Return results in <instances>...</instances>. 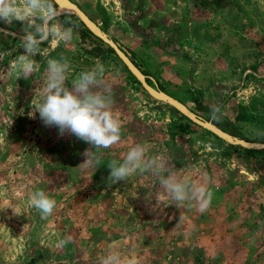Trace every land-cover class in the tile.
Masks as SVG:
<instances>
[{
  "label": "rangeland",
  "instance_id": "374dc122",
  "mask_svg": "<svg viewBox=\"0 0 264 264\" xmlns=\"http://www.w3.org/2000/svg\"><path fill=\"white\" fill-rule=\"evenodd\" d=\"M73 1L151 86L206 120L192 102L198 96L202 105L219 107L243 138L264 143V0H156L148 7L144 0ZM59 15L53 23L69 27ZM38 23H0V51L12 53L0 61V264H100L112 252L121 264H264V152L231 149L179 119L149 98L113 54L89 56L90 43L80 42L75 26L74 48L49 38L33 57L39 70L18 78L23 29ZM61 54L72 75L97 61L106 76L119 73L113 111L121 141L100 150L97 169L80 166L91 145L61 136L34 112L47 60ZM139 143L169 160L165 176L175 173L209 189L210 207L200 212L195 201L173 203L150 173L112 185L108 162L122 160ZM36 190L57 202L47 219L28 203ZM69 236L71 242L58 247Z\"/></svg>",
  "mask_w": 264,
  "mask_h": 264
},
{
  "label": "clouds",
  "instance_id": "9594fccd",
  "mask_svg": "<svg viewBox=\"0 0 264 264\" xmlns=\"http://www.w3.org/2000/svg\"><path fill=\"white\" fill-rule=\"evenodd\" d=\"M56 16L53 0H0V23L10 26L13 21L24 23L33 18L40 21L34 27L23 29L20 47L24 52L15 61L18 78L27 80L39 70L33 57L40 54L42 42L49 38L63 43L65 47H75L73 27L53 23ZM11 54V51H0V61ZM73 72L70 60L63 54L47 60L42 99L35 104L34 112L39 113L45 126L56 127L61 136L65 133L72 134L91 145V149L82 154L85 160L80 166L97 169L102 164L101 155H98L100 150L109 149L121 141L122 124L113 111V88L119 73H109L106 76L107 70L99 61L90 69L72 75ZM217 112L218 108L214 106L213 116ZM169 166L166 157L149 155L148 146L139 143L124 153L122 160L112 159L108 162V180L114 185L128 181L137 174L150 173L159 179L173 203L182 205L195 201L200 212L206 211L210 207L213 193L203 185L194 186L187 178H178L175 173L165 176ZM28 203L43 219L52 216L57 207L56 200L43 190L32 191L28 196ZM71 240L70 236L61 239L58 247L63 248ZM100 264H121L120 255L112 252L101 257Z\"/></svg>",
  "mask_w": 264,
  "mask_h": 264
},
{
  "label": "water",
  "instance_id": "95a60500",
  "mask_svg": "<svg viewBox=\"0 0 264 264\" xmlns=\"http://www.w3.org/2000/svg\"><path fill=\"white\" fill-rule=\"evenodd\" d=\"M53 3L57 13L75 17L89 34L109 48L116 59L122 64L127 73L135 80V82L149 98L170 107L191 124L210 133L212 136L216 137L218 140L229 146L239 147L244 150H264V143L248 142L221 131L209 121L202 119L187 109L178 100L158 90L155 86L149 85L146 82L147 77H145L141 71L135 67L128 55L122 49H120V47L115 42L109 39V37L94 22H92L76 4L69 0H53Z\"/></svg>",
  "mask_w": 264,
  "mask_h": 264
},
{
  "label": "trees",
  "instance_id": "16d2710c",
  "mask_svg": "<svg viewBox=\"0 0 264 264\" xmlns=\"http://www.w3.org/2000/svg\"><path fill=\"white\" fill-rule=\"evenodd\" d=\"M59 18H66L71 27L75 26L77 27V30H78V34H79V39H80V42L81 43H90V47L89 49L86 51V53L93 57V58H97L99 56H103V55H107V54H112L111 50L109 48H107L104 44H102L100 41H98L96 38H94L91 34H89L85 28L83 27V25L77 21V19L73 16H69V15H65V14H60L59 15ZM68 25V24H67ZM120 47V46H119ZM120 49H122L120 47ZM129 57V54L124 50L122 49ZM171 54L172 56H176V52H171L169 53ZM132 61V60H131ZM132 63L135 65V67L138 68V66L132 61ZM139 69V68H138ZM127 72V71H126ZM142 73V72H141ZM128 74V73H127ZM129 75V74H128ZM130 76V75H129ZM131 77V76H130ZM131 79L135 82V80L131 77ZM146 82L150 84L149 80L146 79ZM137 84V83H136ZM158 90L166 93L163 89L161 88H157ZM192 102L195 106V109L197 112L199 113H202V114H206L208 117L206 118V121H209L212 125H214L215 127H217L218 129H220L221 131L229 134V135H232V136H235L237 138H240V139H243L245 141H248V142H252L250 140H247L245 138H243L237 131L236 129L233 127L232 123L226 119V118H223L221 115H220V108L215 106L216 108H218V112L216 113L215 116H213L212 114V108L213 107H208V106H205V105H202L201 104V101H200V98L195 97L192 99ZM176 113V112H175ZM178 118L181 119V120H186L184 117H182L181 115H179L178 113H176ZM187 121V120H186ZM202 130V129H201ZM204 131V130H202ZM205 133L207 134H210L206 131H204ZM211 135V134H210ZM212 136V135H211ZM214 137V136H212ZM215 139H217L216 137H214ZM218 140V139H217ZM219 141V140H218ZM229 148L231 149H240L239 147H232V146H229L227 145ZM247 152H255L254 150H247ZM261 152H264L261 151Z\"/></svg>",
  "mask_w": 264,
  "mask_h": 264
},
{
  "label": "crops",
  "instance_id": "0c3cea01",
  "mask_svg": "<svg viewBox=\"0 0 264 264\" xmlns=\"http://www.w3.org/2000/svg\"><path fill=\"white\" fill-rule=\"evenodd\" d=\"M69 1H71L72 3H74V4H76L78 7H79V9H81L84 13H85V15L92 21V22H94V20L92 19V18H90L88 15H87V13L85 12V10H83V8H81V6L79 5V4H77L75 1H73V0H69ZM109 2H111V3H115L116 1H119V0H108ZM145 1H147V2H145ZM154 1H156V0H144V4L146 5V7H148V6H150L151 5V3H153ZM100 6H103V5H100ZM98 7L97 8V12H96V10H95V14H96V16H99V18L102 16V14L104 13V11H103V9H102V7ZM140 10H145V13H144V15H146V17H149V18H151L150 16H151V13L149 14V11L150 10H147L146 8H140ZM106 21L104 20H102V23H105ZM95 23V22H94ZM97 26H98V24L97 23H95ZM105 26H106V24H105ZM104 33H105V29L103 28V27H100V26H98ZM106 34V33H105ZM117 44V43H116ZM118 45V44H117Z\"/></svg>",
  "mask_w": 264,
  "mask_h": 264
}]
</instances>
